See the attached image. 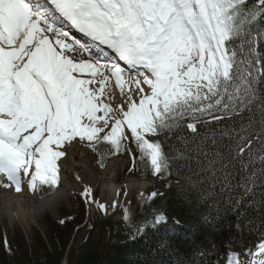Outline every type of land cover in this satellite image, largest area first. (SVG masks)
<instances>
[{"label": "snow or ice", "instance_id": "obj_1", "mask_svg": "<svg viewBox=\"0 0 264 264\" xmlns=\"http://www.w3.org/2000/svg\"><path fill=\"white\" fill-rule=\"evenodd\" d=\"M113 78L126 108L110 103ZM206 124L220 126L211 139ZM170 130L203 141L195 175L209 193L264 187V0H0V188L51 194L74 143L101 167L134 143L153 175L168 174L172 157L149 137ZM81 196L107 214L90 186ZM166 224L158 214L136 231ZM182 229L172 236L190 239ZM229 255L264 264L252 258L264 233L248 259Z\"/></svg>", "mask_w": 264, "mask_h": 264}, {"label": "trees", "instance_id": "obj_2", "mask_svg": "<svg viewBox=\"0 0 264 264\" xmlns=\"http://www.w3.org/2000/svg\"><path fill=\"white\" fill-rule=\"evenodd\" d=\"M218 127L206 124L201 135L211 139ZM190 131H164L155 140L172 157L169 173L160 177L173 180L168 193L155 191L157 196L139 207L131 222L123 219L122 207L101 214L75 248L73 237L84 230L77 229L86 213L81 203L75 212H64L63 222L47 217L45 235L35 230L30 242L17 232L11 251L0 231V264H62L65 256L69 264H226L230 249L243 255L264 233V187L258 183L248 194L235 187L230 193L223 192L217 186L209 193L207 182L197 183L195 175L203 166L197 164V150L203 141L183 139ZM139 166L143 173L152 174L144 162ZM158 214L167 217L166 225L136 231V226ZM175 221L190 239L172 236Z\"/></svg>", "mask_w": 264, "mask_h": 264}, {"label": "rangeland", "instance_id": "obj_3", "mask_svg": "<svg viewBox=\"0 0 264 264\" xmlns=\"http://www.w3.org/2000/svg\"><path fill=\"white\" fill-rule=\"evenodd\" d=\"M114 82H115V80L113 82L109 83L110 92L113 93L112 94L113 95L112 100L110 101V103L112 104L113 108H118L121 104H123L124 107L126 108L127 107V103H126L127 97L121 94L119 86L117 84H114ZM131 87L133 89V94L135 95V88L132 85H131ZM137 99H138V97H137ZM79 146H80V143L78 144V147L75 148V150L78 151V153L80 155H82V154L84 156L87 155L90 162H93V165L94 164L96 165V162L94 161L95 158L91 157L92 154H91L90 150L88 149V147H86V145H84V144H81V147H79ZM132 146H133V144H131L129 151L125 152V158L126 159L124 157L121 158V156H117L118 158L124 160L123 167H121L120 173H119V178H118L119 183L125 182V180H127V179H140L139 177H136L131 171V165L133 162V156H134V152H135V150ZM67 152H68L67 156H69L70 152H72V151L67 150ZM93 156H95V155H93ZM74 158L75 157L72 156V159H74ZM113 158H115V157H113ZM86 160H87V158H86ZM60 162L62 164L61 165L62 166L61 172H60L61 181L64 182V180H65V182L63 184H66L67 186H69V189H66L60 196H59V194H56V200H54L53 203H51V206L44 208L40 212L39 216L35 215L36 216L35 219L30 217L27 220L22 221V219L18 216L11 218V217H8L5 215H0V229L2 228L7 233V236H12L16 231H19V232H23L25 235H27V239L30 240L32 233H33V229L40 227L42 220L47 215H53L55 218L60 219V217L58 215V209H61L63 207H67V209L70 211L73 208V205L71 206V200H73V198H75V196L81 195L84 187L80 186V187H72L71 188V178L68 179V174H69L68 171L70 170L69 169L70 165L64 159L61 160ZM95 167L99 168L97 165ZM100 169H102V168H100ZM141 180H145V179H141ZM153 182H154L155 186H157V187H153L154 185L149 186L146 190H141L140 188H133L131 186L125 187V185H127V184L122 186L120 188V190L123 187L124 188L121 191L119 190L120 192L119 191L117 192V193H120V195H118L117 193H116L117 196L115 195L116 201H119V205L117 207H119L122 204V202L125 201V207L128 208V210L131 214H134L137 211L138 207L144 201L147 200L149 192L152 189L157 188L163 192H166L167 188L164 184L159 183L160 185L158 186L157 182H155L154 180H153ZM103 184H104V180H99L96 183V186L93 190V197L95 200L108 205L109 206L108 211H112V210L116 209L117 207H115V208L111 207L113 202L110 201L109 193L105 191ZM125 192L127 193V196L123 195ZM139 192L141 194H146V195L142 196L141 194H139ZM7 194H8V192L3 193L4 196ZM15 199L20 200V201H25L26 198L16 196L13 199H11V197H9V195H8L4 199L3 204H8V203L10 204L12 202L14 203ZM38 199L40 200V198H38ZM41 200H43V199H41ZM114 201H115V199H114ZM87 204L90 208V217H92V220H93L98 215L97 212L102 211V210H100L96 206V204H89V203H87ZM53 205H54V207H52ZM10 239H11V237H10ZM83 239H84V232L78 233L76 235V238H75V245H78ZM14 244H15L14 241H12V239H11V245L14 246ZM254 257H256V256H254ZM254 257H252V258L254 259ZM248 258L249 257H245L244 259L246 260Z\"/></svg>", "mask_w": 264, "mask_h": 264}, {"label": "bare ground", "instance_id": "obj_4", "mask_svg": "<svg viewBox=\"0 0 264 264\" xmlns=\"http://www.w3.org/2000/svg\"><path fill=\"white\" fill-rule=\"evenodd\" d=\"M141 79L143 78L141 77ZM114 80L115 79L113 78L109 83L113 82ZM132 86L135 88L134 84ZM146 87L147 86H145V90L147 91L148 89ZM112 94L113 93H111V95ZM78 144L79 143H74L71 147H69L67 150H71L72 152H70L69 156H67L66 154V157L62 158V160L64 159L70 165L69 166L70 170L68 171L69 173L68 179L71 178V188L76 186H82V187L90 186L91 188H93V186L99 180H104V184H103L104 189L106 192L109 193L110 201L113 202L116 193L125 184L133 188H140L141 190H146L149 186H153V185L155 186L153 179H145V180L127 179L125 180V182L119 183L118 178H119L120 169L121 167H123V163H124L123 159H120L118 157L111 158L107 163V165L104 168L100 169L95 167L96 165L95 164L93 165V162H90L87 155L85 156L83 154L80 155L78 151L75 150V148L78 147ZM72 156H74L75 158L72 159ZM77 176H79L81 179L77 180ZM0 179L3 178L0 177ZM64 189H69V186L65 185ZM6 192H8V194L4 196L3 193ZM62 193L63 192L60 193L56 191L48 198L39 200L38 193L33 194L29 192L27 188H25L22 194H16L11 189L0 188V215H5L11 218L18 216L22 219V221H25L30 217L34 218L35 215L41 212L44 208L51 206V203H53V201L56 200V194H59L60 196ZM8 195L9 197H11V199H13L16 196L24 197L26 199L25 201H20L15 199L14 203L12 202L10 204L9 203L3 204L4 199ZM54 205L52 207H54ZM256 258L262 259V257L259 255H256Z\"/></svg>", "mask_w": 264, "mask_h": 264}]
</instances>
